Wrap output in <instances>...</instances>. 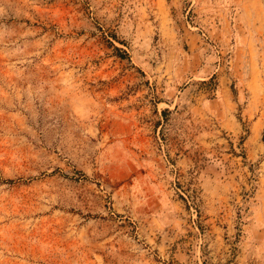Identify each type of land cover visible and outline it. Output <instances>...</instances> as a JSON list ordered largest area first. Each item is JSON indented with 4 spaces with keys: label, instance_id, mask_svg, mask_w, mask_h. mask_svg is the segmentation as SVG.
Instances as JSON below:
<instances>
[{
    "label": "rangeland",
    "instance_id": "374dc122",
    "mask_svg": "<svg viewBox=\"0 0 264 264\" xmlns=\"http://www.w3.org/2000/svg\"><path fill=\"white\" fill-rule=\"evenodd\" d=\"M0 264H264V0H0Z\"/></svg>",
    "mask_w": 264,
    "mask_h": 264
}]
</instances>
